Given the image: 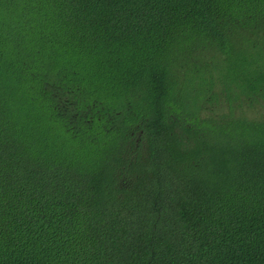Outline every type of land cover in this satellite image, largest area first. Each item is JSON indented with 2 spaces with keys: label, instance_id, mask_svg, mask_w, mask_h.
Listing matches in <instances>:
<instances>
[{
  "label": "trees",
  "instance_id": "obj_1",
  "mask_svg": "<svg viewBox=\"0 0 264 264\" xmlns=\"http://www.w3.org/2000/svg\"><path fill=\"white\" fill-rule=\"evenodd\" d=\"M0 264H264V0H0Z\"/></svg>",
  "mask_w": 264,
  "mask_h": 264
}]
</instances>
